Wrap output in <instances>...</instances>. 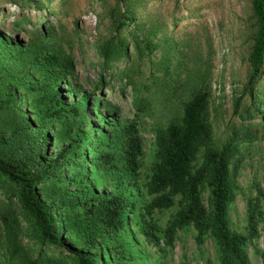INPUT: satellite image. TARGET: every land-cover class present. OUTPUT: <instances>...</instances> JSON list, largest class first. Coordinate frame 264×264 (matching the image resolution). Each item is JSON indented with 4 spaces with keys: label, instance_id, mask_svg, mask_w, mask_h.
Listing matches in <instances>:
<instances>
[{
    "label": "trees",
    "instance_id": "16d2710c",
    "mask_svg": "<svg viewBox=\"0 0 264 264\" xmlns=\"http://www.w3.org/2000/svg\"><path fill=\"white\" fill-rule=\"evenodd\" d=\"M5 2L22 13L26 8L41 10L49 0H0ZM119 3L125 5L123 10ZM137 3L139 0H115L112 35L97 48L99 84L104 83L102 72L126 57L123 31L136 21ZM249 5L254 32L241 95L253 99L264 75V0H249ZM16 20L13 24L19 25L24 18ZM40 29L43 36L44 26ZM3 39L0 34V41ZM21 52L18 48L16 56ZM27 54L23 61L43 75L40 83L29 84L9 75L0 60V109L4 115L0 117V194L6 202L0 209V223L10 257L20 249L14 230L17 215L11 208L15 206L41 244L66 249L75 264H140L137 259L144 261L145 257L136 247L137 234L160 252L164 246H173L177 230L188 226L194 230L197 246L210 240L218 264H250L248 242L258 237L259 224L264 230V201L246 203L243 231L230 227L228 208L238 189L234 174L240 164V145L258 138L264 141V116L260 117L259 134L246 128L239 138L233 133L215 146L208 118L209 93L197 89L183 101L179 116L153 130L154 159L144 178L138 128L142 106L133 99L136 109L130 118L108 122L103 117L99 126L89 128L93 122L88 106L98 113L100 99L90 98L91 92H86L66 102L64 90L59 88L61 83L69 87L70 58L49 51L31 58ZM7 84L25 87V95L20 98ZM26 96L31 113L19 109ZM240 99L233 100V113H237ZM104 102L114 116L116 106ZM263 104L264 100L257 99L256 113L264 109ZM101 178H111L113 189H107L108 183ZM170 208L174 210L169 219L159 226L153 213ZM64 239L71 245H65ZM50 261L46 259L48 264ZM19 264L44 263L21 258Z\"/></svg>",
    "mask_w": 264,
    "mask_h": 264
},
{
    "label": "rangeland",
    "instance_id": "374dc122",
    "mask_svg": "<svg viewBox=\"0 0 264 264\" xmlns=\"http://www.w3.org/2000/svg\"><path fill=\"white\" fill-rule=\"evenodd\" d=\"M134 6L136 21L123 31L126 57L115 62L111 70H104V83L99 84L101 59L97 48L112 35L111 14L116 11L115 0H49L48 6L41 10L26 8L22 13L12 4L0 3V34L4 36L0 41V60L8 67L6 73L29 84L40 83L43 75L23 61L27 52L30 58L43 51L69 57L73 73L67 81L72 91L67 92L69 87L59 84L64 90V100L71 102L79 94L91 92L90 98L98 97L101 101L98 105L102 109L98 113L88 106L93 122L89 128L99 126L104 118L110 120L108 122L130 118L136 109L135 99L143 109L138 128L142 142L140 172L144 178L154 159L153 130L179 116L183 101L199 88L209 93L208 118L215 146L226 142L233 133L239 138L246 128L256 129L259 134L264 109L256 113L255 105L257 99L264 100V91L261 92L264 75L253 99L247 94L241 95L248 73L246 57L254 32L249 0H139ZM118 7L123 10L125 5L119 3ZM18 16L24 18L20 26L13 24ZM40 26L45 29L43 36ZM18 48L22 52L16 56ZM4 83H8L7 80ZM7 87L13 88L20 98L25 95V87L13 84ZM238 96L241 99L237 113H233L232 103ZM26 98L20 100L19 109L31 113ZM105 100L116 106L114 116L108 112ZM0 117H4L1 109ZM239 150L240 164L234 174L238 189L228 214L230 227L243 231L246 203L264 201V141L255 139L240 145ZM111 180L101 182L108 183L106 188L112 190ZM202 196L204 199L205 194ZM5 205L0 194V209ZM11 208L17 215L14 230L20 249L10 257L0 223V264H19L21 258H37L44 264H48L46 259L52 260L49 264H75L66 249L41 244L20 210L15 206ZM173 210L155 211L153 219L163 226ZM132 230L136 231V227L132 226ZM258 232V237L248 242L250 264H264L261 224ZM193 235L190 226L177 230L173 246H164L159 252L137 234L136 247L145 257L144 261L137 260L140 264H218L210 240L205 239L197 246Z\"/></svg>",
    "mask_w": 264,
    "mask_h": 264
}]
</instances>
